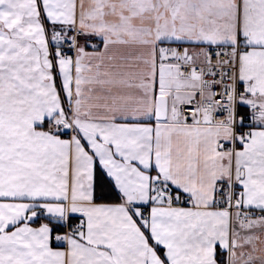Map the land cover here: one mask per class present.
<instances>
[{
    "label": "snow or ice",
    "instance_id": "snow-or-ice-1",
    "mask_svg": "<svg viewBox=\"0 0 264 264\" xmlns=\"http://www.w3.org/2000/svg\"><path fill=\"white\" fill-rule=\"evenodd\" d=\"M0 264H264V0H0Z\"/></svg>",
    "mask_w": 264,
    "mask_h": 264
}]
</instances>
